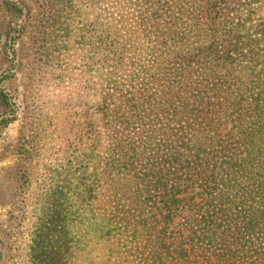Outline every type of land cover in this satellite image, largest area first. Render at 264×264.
Here are the masks:
<instances>
[{"label": "trees", "instance_id": "obj_1", "mask_svg": "<svg viewBox=\"0 0 264 264\" xmlns=\"http://www.w3.org/2000/svg\"><path fill=\"white\" fill-rule=\"evenodd\" d=\"M142 2L159 49L93 20L91 100L44 179L31 264H264V32L220 26L227 0Z\"/></svg>", "mask_w": 264, "mask_h": 264}, {"label": "rangeland", "instance_id": "obj_2", "mask_svg": "<svg viewBox=\"0 0 264 264\" xmlns=\"http://www.w3.org/2000/svg\"><path fill=\"white\" fill-rule=\"evenodd\" d=\"M142 1L0 0V264H31L44 179L71 152L76 123L91 100L93 20L105 34L107 23L123 16L121 30L139 34ZM232 19L242 20L252 36L264 32V0H227L217 22L231 27ZM128 35L122 42L128 50L161 46L144 30L138 39ZM143 64L156 59L147 56Z\"/></svg>", "mask_w": 264, "mask_h": 264}]
</instances>
